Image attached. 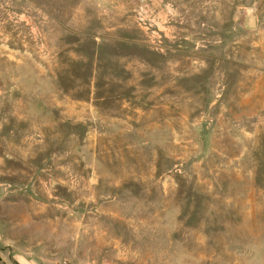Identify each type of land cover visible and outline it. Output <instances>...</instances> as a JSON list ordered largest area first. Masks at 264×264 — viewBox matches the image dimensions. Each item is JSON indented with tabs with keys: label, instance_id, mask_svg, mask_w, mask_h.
<instances>
[{
	"label": "rangeland",
	"instance_id": "rangeland-1",
	"mask_svg": "<svg viewBox=\"0 0 264 264\" xmlns=\"http://www.w3.org/2000/svg\"><path fill=\"white\" fill-rule=\"evenodd\" d=\"M0 264H264V0H0Z\"/></svg>",
	"mask_w": 264,
	"mask_h": 264
},
{
	"label": "water",
	"instance_id": "water-1",
	"mask_svg": "<svg viewBox=\"0 0 264 264\" xmlns=\"http://www.w3.org/2000/svg\"><path fill=\"white\" fill-rule=\"evenodd\" d=\"M243 27L248 31H253L256 28V19L251 10L246 11L243 19Z\"/></svg>",
	"mask_w": 264,
	"mask_h": 264
}]
</instances>
